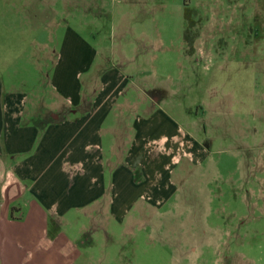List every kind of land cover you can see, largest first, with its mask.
<instances>
[{
  "label": "crops",
  "instance_id": "crops-1",
  "mask_svg": "<svg viewBox=\"0 0 264 264\" xmlns=\"http://www.w3.org/2000/svg\"><path fill=\"white\" fill-rule=\"evenodd\" d=\"M93 3L62 0V12L84 8L93 22ZM214 3L213 14L248 8L249 59L264 66V0ZM45 4L42 12L59 13L57 1ZM62 29L49 67H35L41 76L25 90L0 85V264H75L84 232L153 221L161 207L187 202V179L208 156L199 135L206 119L220 116L209 102L170 112L192 84L175 70L166 40L129 45L94 31L85 38L68 23ZM198 29L194 54L192 39L181 36L180 59L193 64L215 50L222 62L231 59L225 49L235 38L220 30L219 50L205 25Z\"/></svg>",
  "mask_w": 264,
  "mask_h": 264
},
{
  "label": "rangeland",
  "instance_id": "rangeland-1",
  "mask_svg": "<svg viewBox=\"0 0 264 264\" xmlns=\"http://www.w3.org/2000/svg\"><path fill=\"white\" fill-rule=\"evenodd\" d=\"M54 1L56 14L41 11L46 0H0V85L6 90H25L41 76L36 65L41 64V71L49 67L46 57L60 51L57 43L68 23L85 38L94 31L129 45L166 40L177 61L175 70L191 75L192 84L178 92L176 111L170 112L185 113L205 102L220 112L210 123L206 119L199 135L208 156L187 179L181 194L187 202L161 207L153 221L146 217L139 224H108L107 230L84 232L78 239L84 254L75 264H264V66L249 59L248 8L222 7L213 14L217 0H187L188 22L185 0H106V6L93 0L96 21L91 22L89 14L79 11L84 8L64 13L62 0L48 4ZM200 23L219 50L220 30L235 38L225 49L229 61L222 62L216 50L193 64L180 59L181 36L188 29L194 54ZM73 224L77 228L84 222Z\"/></svg>",
  "mask_w": 264,
  "mask_h": 264
},
{
  "label": "trees",
  "instance_id": "trees-1",
  "mask_svg": "<svg viewBox=\"0 0 264 264\" xmlns=\"http://www.w3.org/2000/svg\"><path fill=\"white\" fill-rule=\"evenodd\" d=\"M185 7H186V9H185V17H186V20L189 22V21H191V10L188 8V4L186 3V0H185ZM187 32H188V29L186 31V38L188 36Z\"/></svg>",
  "mask_w": 264,
  "mask_h": 264
},
{
  "label": "flooded vegetation",
  "instance_id": "flooded-vegetation-1",
  "mask_svg": "<svg viewBox=\"0 0 264 264\" xmlns=\"http://www.w3.org/2000/svg\"><path fill=\"white\" fill-rule=\"evenodd\" d=\"M256 129L254 128V131H255ZM255 134V133H254Z\"/></svg>",
  "mask_w": 264,
  "mask_h": 264
}]
</instances>
